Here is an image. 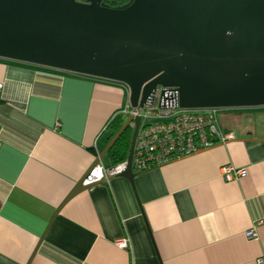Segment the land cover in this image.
I'll list each match as a JSON object with an SVG mask.
<instances>
[{"label":"crops","instance_id":"0c3cea01","mask_svg":"<svg viewBox=\"0 0 264 264\" xmlns=\"http://www.w3.org/2000/svg\"><path fill=\"white\" fill-rule=\"evenodd\" d=\"M0 83V264H264V113H218L233 139L69 197L128 88L3 58Z\"/></svg>","mask_w":264,"mask_h":264},{"label":"water","instance_id":"95a60500","mask_svg":"<svg viewBox=\"0 0 264 264\" xmlns=\"http://www.w3.org/2000/svg\"><path fill=\"white\" fill-rule=\"evenodd\" d=\"M0 58L122 83L132 107L157 85L183 109L262 107L264 0H0ZM139 123L128 115L95 161L132 128L131 183Z\"/></svg>","mask_w":264,"mask_h":264},{"label":"built area","instance_id":"2783aa9c","mask_svg":"<svg viewBox=\"0 0 264 264\" xmlns=\"http://www.w3.org/2000/svg\"><path fill=\"white\" fill-rule=\"evenodd\" d=\"M1 88V83H0ZM157 85L151 98L142 107L127 104L120 110L124 117L139 116L132 157L131 169L139 173L172 160L191 155L234 138L232 131H224L218 126L219 108L202 110L180 108L172 88ZM124 161L104 167L93 165L83 178V184H92L121 172ZM245 174V169H236L230 165L221 168L225 180L235 179ZM246 236L251 238L254 232L249 230ZM121 248L127 247L126 239L117 242Z\"/></svg>","mask_w":264,"mask_h":264},{"label":"trees","instance_id":"16d2710c","mask_svg":"<svg viewBox=\"0 0 264 264\" xmlns=\"http://www.w3.org/2000/svg\"><path fill=\"white\" fill-rule=\"evenodd\" d=\"M127 0H104V3L107 6L114 7L116 5L123 4ZM126 117L124 116H117L115 120L113 121V128L114 132L112 133L111 137L114 135V133L118 130V128L121 126L123 121L125 120ZM131 134L132 130L130 127H127L121 134L120 136L115 140V142L112 144L110 149L107 151L110 153L114 164L122 162L129 151V145H130V140H131ZM113 164V165H114Z\"/></svg>","mask_w":264,"mask_h":264},{"label":"rangeland","instance_id":"374dc122","mask_svg":"<svg viewBox=\"0 0 264 264\" xmlns=\"http://www.w3.org/2000/svg\"><path fill=\"white\" fill-rule=\"evenodd\" d=\"M261 111H264V106L262 107H255V108H236V109H219L218 110V113L221 114V116H226V115H233L234 117H238L240 112H247L249 114V116L251 117H255L257 115H261V113H264V112H261ZM234 114H239V115H234ZM257 114V115H256ZM248 115H243V117H247ZM248 116V117H249ZM251 117V118H252ZM264 117V116H262ZM260 120H264V119H260Z\"/></svg>","mask_w":264,"mask_h":264}]
</instances>
